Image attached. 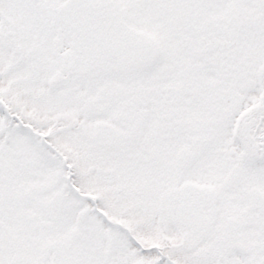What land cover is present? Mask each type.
Masks as SVG:
<instances>
[{
  "label": "snow or ice",
  "instance_id": "1",
  "mask_svg": "<svg viewBox=\"0 0 264 264\" xmlns=\"http://www.w3.org/2000/svg\"><path fill=\"white\" fill-rule=\"evenodd\" d=\"M0 264H264V0H0Z\"/></svg>",
  "mask_w": 264,
  "mask_h": 264
}]
</instances>
